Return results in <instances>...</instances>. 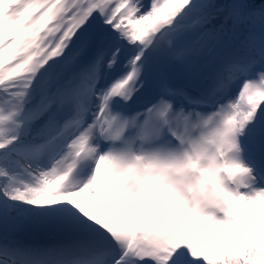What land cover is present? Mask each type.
I'll list each match as a JSON object with an SVG mask.
<instances>
[{
    "label": "snow or ice",
    "instance_id": "1",
    "mask_svg": "<svg viewBox=\"0 0 264 264\" xmlns=\"http://www.w3.org/2000/svg\"><path fill=\"white\" fill-rule=\"evenodd\" d=\"M0 264H264V0H0Z\"/></svg>",
    "mask_w": 264,
    "mask_h": 264
},
{
    "label": "rangeland",
    "instance_id": "2",
    "mask_svg": "<svg viewBox=\"0 0 264 264\" xmlns=\"http://www.w3.org/2000/svg\"><path fill=\"white\" fill-rule=\"evenodd\" d=\"M6 31H10V29H6Z\"/></svg>",
    "mask_w": 264,
    "mask_h": 264
}]
</instances>
